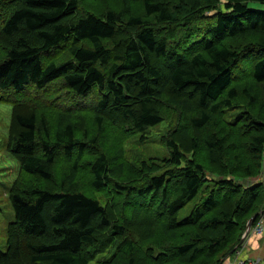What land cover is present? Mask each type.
I'll return each instance as SVG.
<instances>
[{
	"label": "trees",
	"instance_id": "trees-1",
	"mask_svg": "<svg viewBox=\"0 0 264 264\" xmlns=\"http://www.w3.org/2000/svg\"><path fill=\"white\" fill-rule=\"evenodd\" d=\"M83 1L0 0V104L11 106L6 150L20 169L8 190L14 219L0 264H220L264 200V184L241 180L262 164L264 9L248 2L264 0H141L143 15L129 14L133 0L102 11ZM56 48L65 54L52 60ZM168 85L189 115V129L178 131L190 145L164 137L169 155L161 160L170 167L157 172L153 159L142 160L123 184L124 150L105 143V127H114L104 126L105 111L128 122L124 141L131 129L163 121L158 104ZM60 92L98 110L92 130L78 127L71 104L53 102L49 95ZM42 106L55 110L54 125ZM85 168V188L73 185ZM157 228L177 240L147 244Z\"/></svg>",
	"mask_w": 264,
	"mask_h": 264
},
{
	"label": "rangeland",
	"instance_id": "rangeland-1",
	"mask_svg": "<svg viewBox=\"0 0 264 264\" xmlns=\"http://www.w3.org/2000/svg\"><path fill=\"white\" fill-rule=\"evenodd\" d=\"M122 1L121 0H84L81 3V7L83 9L87 10H98L102 11L104 8H121ZM248 6L256 9H264V3L259 2H248ZM129 14H140L143 15V8L141 5V0H133L130 2L129 5ZM126 18V17H125ZM66 50V49H65ZM65 50H59L58 48L53 51L52 55L50 56V59L55 60L57 56L65 54ZM1 47H0V56H1ZM49 56V54L47 55ZM61 56L58 57L60 59ZM248 57V56H247ZM154 62L156 63V66L158 67L159 71L164 72L165 67L163 66L164 62L159 59ZM247 68L246 61H242V67L239 69V73H243L244 70ZM55 88H59L56 83H53L52 85ZM165 92L162 96H160V101L158 104V111L160 115L163 117V121L160 123L155 124L152 127L147 128L145 131L136 133L135 130L131 129L132 131H129L126 133L128 139L122 141L123 137V129L125 130V126H129L127 121L120 117L121 112H118L116 110L110 111L106 110V118L104 122L105 125H113L114 127L106 126L102 135L107 140L105 143H107V147L110 150H117L119 147L123 146L124 150V156L122 157L124 162L121 163L124 174L121 175L119 178L121 180V183L123 184H129L131 181H123L127 180V178H130V167H137L139 163H141L142 160H148L153 159L154 163L159 165V170L157 169V172H161L165 168H169L170 166L167 163H164L161 159H164L165 157H168L169 155V149L167 145L165 144V138L166 136L172 135L173 138H178V142L180 143L181 148H187L189 147V139H183L181 132H179V128L188 126L187 123L189 122V115L181 108L179 105L174 104L172 101L176 100L178 96L171 95L170 86L164 88ZM28 92L33 94L35 92L34 88H29ZM62 96L61 99H59L58 96ZM180 95H182L180 93ZM53 98V102L62 106H67L71 104L73 109V120H75L76 124H78V127H82L83 125H87L92 130V121H93V114L96 113L98 110L93 108L90 110V106L88 104L78 105L76 102L80 99L71 95L64 96L63 92H60L59 95H56L54 93L49 95ZM92 94L88 96L87 99L91 100ZM180 98V97H179ZM131 105L130 107L132 109L135 108L134 100H130ZM129 102V104H130ZM128 106V105H127ZM45 114L49 116L50 119V125H54V115L53 113L55 110H53L50 106H42L41 107ZM40 113V111H38ZM119 114V116L117 115ZM116 115L117 117H114ZM11 116V106L9 104H0V251H4L6 249V233L9 228V223L13 221L14 219V212L11 206V203L9 201L8 197V190L13 182L14 178L16 177L19 169L18 162L13 158L6 150L7 141H8V126ZM108 117V119H107ZM110 121L112 122H109ZM11 122V121H10ZM120 125V127L118 126ZM123 127V129L121 128ZM189 129V126L187 127ZM193 136V132L191 131V135ZM98 140L96 142V145H98ZM188 153V152H187ZM190 154V153H188ZM244 159L246 160V155L242 153ZM56 167L60 171H64L66 168V162L63 158H59ZM85 169H82V173L77 175L76 177V183L79 187L85 188L86 182L89 179L88 173L85 171ZM135 172V170H134ZM262 164L261 168L258 173L253 175H245L243 178H241L242 182L245 184H252V183H262L264 184L262 180ZM21 173V172H20ZM59 174V171H55V176ZM211 174V172H208V175ZM22 181L24 183L29 184L32 183V181H36L33 176L28 174H22L21 175ZM58 180V178H56ZM132 180V179H131ZM41 185L45 184V181L40 182ZM56 185V183H55ZM74 187V186H73ZM263 194H264V185H263ZM195 199L189 201L187 204H185L177 214L178 218L185 217L191 210L193 204L195 203ZM143 213L140 212L139 219L143 217V215L147 214L144 210H142ZM257 212L259 213L258 218L264 216V200L260 204ZM127 221L126 223L129 224V226L133 225V219L131 220L130 217V210L126 212ZM138 219V220H139ZM159 226V222L156 223L152 229H143L144 232H148L153 230L155 227ZM149 233V232H148ZM153 237L150 239H147V244H163L167 242H173L177 239L173 238L170 235H164L162 234L159 229H155ZM181 234L182 237L188 236V231L185 230L183 233H178L176 236H179ZM10 246L13 243V238L10 240ZM22 247H25V240L22 238ZM259 248L264 249L263 243L260 241ZM26 250V249H25ZM24 255V253H23ZM23 259V258H22ZM22 259H20L19 263H12V264H23ZM98 258L89 261V264H97L96 260Z\"/></svg>",
	"mask_w": 264,
	"mask_h": 264
},
{
	"label": "built area",
	"instance_id": "built-area-1",
	"mask_svg": "<svg viewBox=\"0 0 264 264\" xmlns=\"http://www.w3.org/2000/svg\"><path fill=\"white\" fill-rule=\"evenodd\" d=\"M262 180L264 182V148L262 152ZM264 232V216L258 218L256 222L252 224L250 227L249 235H257L261 236L263 235ZM247 236V237H248ZM246 237V238H247ZM246 240V239H245ZM243 245V242H241V246L231 255L226 257L220 264H264V259L260 257H255V258H242L240 257V249Z\"/></svg>",
	"mask_w": 264,
	"mask_h": 264
},
{
	"label": "crops",
	"instance_id": "crops-1",
	"mask_svg": "<svg viewBox=\"0 0 264 264\" xmlns=\"http://www.w3.org/2000/svg\"><path fill=\"white\" fill-rule=\"evenodd\" d=\"M260 241L264 245V232L263 235H249L246 240L243 241V245L240 249V257L242 258H255L260 257L264 259V249L259 248ZM264 261V260H263Z\"/></svg>",
	"mask_w": 264,
	"mask_h": 264
},
{
	"label": "water",
	"instance_id": "water-1",
	"mask_svg": "<svg viewBox=\"0 0 264 264\" xmlns=\"http://www.w3.org/2000/svg\"><path fill=\"white\" fill-rule=\"evenodd\" d=\"M258 213H254L248 220H247V223H246V226H245V230L242 234V239H241V242L244 241V239L247 237L248 233H249V230H250V227L252 226V224L254 223L255 221V218L257 217Z\"/></svg>",
	"mask_w": 264,
	"mask_h": 264
}]
</instances>
